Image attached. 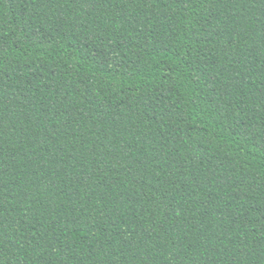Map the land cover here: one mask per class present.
Here are the masks:
<instances>
[{
  "label": "trees",
  "instance_id": "1",
  "mask_svg": "<svg viewBox=\"0 0 264 264\" xmlns=\"http://www.w3.org/2000/svg\"><path fill=\"white\" fill-rule=\"evenodd\" d=\"M0 264H264V0H0Z\"/></svg>",
  "mask_w": 264,
  "mask_h": 264
}]
</instances>
